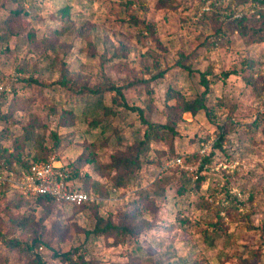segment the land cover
I'll list each match as a JSON object with an SVG mask.
<instances>
[{
    "label": "rangeland",
    "instance_id": "obj_1",
    "mask_svg": "<svg viewBox=\"0 0 264 264\" xmlns=\"http://www.w3.org/2000/svg\"><path fill=\"white\" fill-rule=\"evenodd\" d=\"M158 1L25 0L30 15L24 17L23 28L0 43V82L6 88L0 92V115L7 116L0 120V132L8 129L18 135L34 126L45 134L48 158L55 155L77 167L80 176L74 183L91 192L94 203L82 211L66 204L38 206L34 199L16 207L20 189L11 181L2 183L0 264H29L35 254L11 249L5 239L26 244L36 235L52 250L78 248L74 258L84 255V264L90 259L96 264H124L129 259L133 264H264V39L255 40L253 31L216 36L211 20L241 18L257 29L264 2ZM65 5L71 7L68 24L53 15ZM14 7L12 0L0 3V22ZM131 15L141 25L151 23L152 30L140 35ZM32 31L35 40L29 37ZM52 40L57 41L54 46ZM204 77L209 82L208 109L182 116L174 151L166 141L146 140L143 166L131 185L117 186L97 163H83L108 162L117 150L144 139L146 125L123 103L164 123L168 87L197 96L206 89ZM112 83L121 93L110 90ZM61 109L76 113L75 125L58 127ZM93 118H101L106 130L90 128ZM225 121L229 125L220 147L218 127ZM52 131L60 138L58 146ZM40 152L35 149L31 155ZM209 154L210 162H205ZM177 156L194 166V172L180 166L161 170L166 160ZM78 157L85 161L76 164ZM15 166L16 177L23 168ZM93 183L103 188L95 191ZM159 185L164 194L156 195L159 208L153 214L142 197L154 194ZM229 195L237 198L238 206L229 214L221 211L222 222L216 210L229 205ZM127 209L154 220L137 242L143 257L135 256L134 239L114 244V238L89 234L97 214L117 220ZM19 215L34 225H15L13 218ZM179 216L188 221L182 223ZM52 250L44 255L45 264H67L54 261Z\"/></svg>",
    "mask_w": 264,
    "mask_h": 264
},
{
    "label": "trees",
    "instance_id": "obj_2",
    "mask_svg": "<svg viewBox=\"0 0 264 264\" xmlns=\"http://www.w3.org/2000/svg\"><path fill=\"white\" fill-rule=\"evenodd\" d=\"M1 4H4L7 0H0ZM15 3V7L9 10V13L2 19L0 22V43L8 42L10 37L14 34L18 33V31L23 28V21L24 17L30 15L29 9L26 7L25 0H12ZM259 2H264V0H258ZM161 2V3H160ZM166 1L159 0L158 4L163 5L166 4ZM54 17L56 16L63 24H68L71 22V7L70 5H65L53 14ZM258 20H261V25L255 29L253 27H248V25L243 24L241 18L234 19L228 17L225 21H219L215 16L211 18V20L216 24V36L220 34L227 35L233 33L235 31L241 32L243 35L250 33L253 31L254 34H257L255 40H262L264 39V13L259 15ZM130 21L133 24L137 25L140 35L144 36L145 31L152 30L151 23H143L141 25L139 19L134 15H131ZM29 37L32 40H35L36 33L32 31L29 33ZM48 40V37L45 38ZM57 41H51V45L54 46ZM188 69H190L189 65H186ZM19 70H26L24 67H20ZM66 76V74H63ZM23 81L26 82H37L38 80L32 77L23 78ZM203 82L206 86V89L202 91L199 95L188 97L182 89L169 86L166 92V102L164 107V114L167 117V121L156 122L151 121L146 118L144 111L140 107H136L133 105H128L127 103H123L127 108L135 110L138 112L141 122L146 125L145 137L139 141H135L132 144L126 145L123 149L117 150L108 162L99 163V161L95 159H82V157H78L75 163H81L82 161L84 164L87 163H97L96 168L101 169L102 173H106L111 179H113L114 183L117 186H129L131 183L138 177L139 171L143 166V160L141 158L142 149L146 140L155 139V140H163L169 143L170 148L174 151L173 148V138L177 134V126L179 122L182 120V116L187 113H196L200 110H207V96L209 91V82L204 77ZM110 90H117L118 93H121V89L119 86L115 84L109 85ZM173 101V102H170ZM232 115V114H231ZM58 127L60 126H73L76 123L77 115L71 109H61L60 114L58 115ZM7 116L0 115L1 119H6ZM226 124L219 126L220 134L217 138V145L222 147V141L224 140V133L227 130V121ZM229 125V124H228ZM101 127L103 131L106 130V126L103 124V120L101 118H93L90 121V128ZM6 134H4V133ZM51 136L55 138V145H60L61 141L57 132L52 131ZM32 141V142H31ZM34 141L36 142L34 144ZM45 141V134L40 133L36 130V128L31 126L30 128L24 129L22 134H14V132L2 130L0 132V161L2 162L3 166L6 169L12 170L15 168V164L18 167L23 168L21 172H24L29 169L30 165L35 161L46 160L48 159L49 148L44 145ZM40 149L41 152L32 154V150ZM211 154L204 157L203 160L205 162H210ZM32 156V157H31ZM31 161L29 162V160ZM153 163H159L158 161H154L153 159L150 160ZM66 165L71 169L72 176V186L77 190H82L87 192L89 195H92L91 192L88 190L82 189L80 186L75 185L74 177H79V172L77 167H72V163L65 162ZM76 163V164H77ZM82 163V164H83ZM81 166V164H80ZM169 178H167L168 180ZM163 181V179H160ZM88 182V181H87ZM196 187H200V182L197 181ZM92 188L95 191H100L103 188L101 183H93ZM160 185L157 189L154 190V194L147 193L144 197H142L143 203L146 208L155 211L159 208V203L156 195L164 194V187L161 192H159ZM16 200V207H21L29 204L30 199H34L38 206H54L57 204L63 205H71L75 211H82L85 208L92 206L94 201H86L82 204H71L68 202H58L53 197L45 194H31V195H24L19 193ZM229 205L221 206L219 205L216 214L223 222V217L220 215L221 211H225L227 214L230 213L232 206L237 208V198L235 196L229 195L228 197ZM242 202V201H240ZM29 217L25 215H19L16 218H13L14 224L18 225L19 227H32L34 223L29 222ZM182 223L188 221L186 217H178ZM219 223L217 220L216 224ZM154 226V220H149L147 218L142 217V214L138 212L136 209H127L118 216L117 220H114L112 217H103L99 214L96 215V221L94 224L93 229L89 231V234H94L96 236H104L105 238H114V244L119 243H131L133 239L135 240L136 244L139 240V236L145 234L148 230H150ZM6 245L9 246L11 249H20L23 253L27 254L29 252H33L35 255L29 262V264H45L44 255L48 254V249L52 250L51 245L47 241H43L40 235H36L32 238V241L25 243H21L18 239H5ZM43 246L42 253H36L34 249L36 247ZM141 244L136 245L135 249V256L143 257ZM78 248H73L67 252H60L58 250H52L51 256L53 257L54 261L56 262H64L67 264H84L86 263L85 257L82 254L77 256V259L74 258V255L78 253ZM146 255H150L147 253ZM43 259V260H42ZM131 259L126 261L124 264H133ZM90 264H96L97 260L90 259Z\"/></svg>",
    "mask_w": 264,
    "mask_h": 264
},
{
    "label": "built area",
    "instance_id": "obj_3",
    "mask_svg": "<svg viewBox=\"0 0 264 264\" xmlns=\"http://www.w3.org/2000/svg\"><path fill=\"white\" fill-rule=\"evenodd\" d=\"M5 89L3 83L0 82V92ZM178 166L191 172L195 170L194 166L185 165L181 156L166 160L161 170L164 171ZM71 176V169L55 155L46 160L33 162L28 170L21 172L16 177L15 172L6 169L0 161V185L11 181L24 195L45 194L53 197L58 202L82 204L86 201H93L94 197L92 195L73 188ZM34 251L42 253L43 246L36 247Z\"/></svg>",
    "mask_w": 264,
    "mask_h": 264
}]
</instances>
